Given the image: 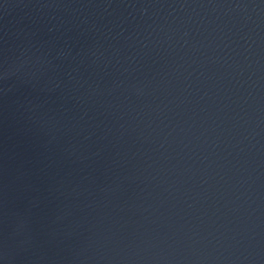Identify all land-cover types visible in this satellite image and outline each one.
Returning <instances> with one entry per match:
<instances>
[{
    "label": "water",
    "instance_id": "95a60500",
    "mask_svg": "<svg viewBox=\"0 0 264 264\" xmlns=\"http://www.w3.org/2000/svg\"><path fill=\"white\" fill-rule=\"evenodd\" d=\"M0 264H264V0H0Z\"/></svg>",
    "mask_w": 264,
    "mask_h": 264
}]
</instances>
